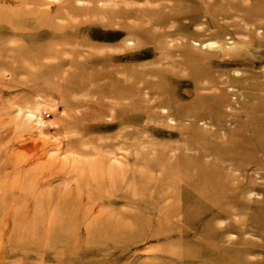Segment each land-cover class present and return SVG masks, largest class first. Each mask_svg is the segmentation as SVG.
<instances>
[{
  "label": "rangeland",
  "instance_id": "rangeland-1",
  "mask_svg": "<svg viewBox=\"0 0 264 264\" xmlns=\"http://www.w3.org/2000/svg\"><path fill=\"white\" fill-rule=\"evenodd\" d=\"M116 2L0 24V62L82 44L0 68V264H264V0Z\"/></svg>",
  "mask_w": 264,
  "mask_h": 264
},
{
  "label": "bare ground",
  "instance_id": "bare-ground-1",
  "mask_svg": "<svg viewBox=\"0 0 264 264\" xmlns=\"http://www.w3.org/2000/svg\"><path fill=\"white\" fill-rule=\"evenodd\" d=\"M133 14L136 15L133 10L124 11L118 9L116 0H59L58 2L56 1V3H52L50 0H0V24H8L9 28L14 30L17 29L18 33H24V27L32 24L36 27H48L52 34L57 33L58 36H61V32H63V30L65 31L66 26L61 27L53 22L56 19H60L66 21L67 25L73 27V35L71 37H77L78 39L83 28L88 27L89 25H98L114 18L116 20V17L129 18L133 16ZM19 42H21V39ZM50 42L51 43L46 45L45 43L44 45H37L38 53L24 51L21 55H8L7 58L11 59V63L1 61L0 68L13 69L16 73L19 71L26 72L31 70L36 72L40 69L47 70L44 65L41 67L38 63L34 64L32 59L42 58V52L41 54H39V52L41 50L44 51L48 46L58 44L61 47H65L66 45L64 44H70L68 39H64L63 42L62 39H52ZM0 44H2V42H0ZM16 45L17 44H15V46ZM81 45L82 44L73 49L72 47H65L63 51H66L68 54L75 53L78 55L80 52L82 53L80 48ZM9 51L7 50V52ZM7 52L0 51V56L4 57L7 55ZM26 61L29 63H26Z\"/></svg>",
  "mask_w": 264,
  "mask_h": 264
}]
</instances>
